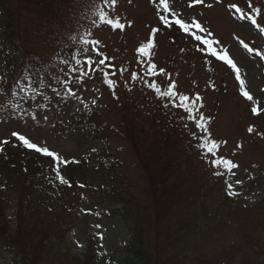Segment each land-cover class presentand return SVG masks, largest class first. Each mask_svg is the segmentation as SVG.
<instances>
[{"label": "rangeland", "instance_id": "1", "mask_svg": "<svg viewBox=\"0 0 264 264\" xmlns=\"http://www.w3.org/2000/svg\"><path fill=\"white\" fill-rule=\"evenodd\" d=\"M4 1L10 8L11 5H17V0ZM80 1L85 5L87 3V0ZM169 6L177 14L202 23L211 34L210 38L218 42L214 47L227 50L240 69L245 89L264 107V55H255V50L264 54V33L249 21L241 20L235 10L239 7L245 15H252L259 9L257 24L264 27V0H203L202 3L196 0H169ZM159 8L158 0H116L111 11L113 16H118L125 24L124 30L113 32L107 27H100L95 31L100 48L111 65L105 70L108 78L115 82L114 89L107 86L100 71L87 72L80 83L77 73L67 71V68L75 66L74 63L64 66L59 62L74 61L80 55L82 45L75 42V36L72 37L74 49L65 40L73 33V26L80 21L82 10L74 16L76 23L73 25H67L64 19L57 17L54 24L39 31V34L37 30L27 27V34L20 41L22 52L19 58L24 59L29 54L27 64L48 67L41 74L44 79V95L36 101L41 106L36 107L29 102L25 105L29 112L24 116L17 113L13 117L4 113V118L0 119V148L4 150L0 151L3 152L0 154V264H24L23 257L27 256L30 258L27 264H135L132 258H127L124 248V243L129 240L126 232L129 231L128 222L119 213L114 214L120 209L114 206L117 199L103 197V194L96 191L101 188L116 194L125 193L119 186L107 183L108 179H102L99 175L100 152L104 143L98 138L106 137L110 154L105 155V160L119 159L115 171L131 180V200L136 201L134 193L140 197V192L146 188V178L136 165L135 156L125 145L126 139L115 137L111 131L121 124H129L132 118L147 129L159 125L153 130L163 133V136L165 131L168 133L167 126H170L173 129L174 148L181 149L179 154L185 146V143H180V137L188 141L192 133L197 131L185 118L182 109H165L155 93L154 96L142 89V81L147 82L148 78L143 76L144 65L140 63L138 48L148 41H153L155 45L152 62L156 64L157 72L163 70L162 73L167 76L165 79L164 75H157V79L151 77L149 82L157 83L165 90L169 83L174 82L181 94H199L203 107L198 114L205 117L211 139L219 144L217 157L230 159L238 165L232 174L216 176L211 159L198 151L197 164H193L197 168V176H200L204 184L208 181L210 188L213 186L211 207L213 210L218 209L222 215L221 223L225 225L226 221L227 224L224 231L229 234L225 240L210 238L207 244L200 243L199 247H208L207 251L213 252H219L225 246H230V249L224 255H219L218 259L213 256L195 261L193 254V259L189 261L194 260L196 264H264V255L258 257L259 252L250 249H247L246 263L241 256L235 257L239 252L235 244H240L246 235L258 242L262 247L261 254H264V210L258 209L259 203L264 205V119H260L264 111L258 119L252 117V108L256 105L246 98V102L240 99L239 91L242 94V90L235 70L223 61L209 58L207 51L202 52L199 44L189 39L182 30L178 34L163 28L159 22ZM153 29L159 31L154 33ZM240 41L254 51L248 53ZM10 51L12 48L9 45L0 43V89L6 91L12 89L25 70V65L12 68L7 63L6 55H11ZM93 68H96L95 64ZM12 70L17 74L14 75ZM133 72L137 73L136 81L132 80ZM54 77H58V80ZM65 80L70 82L69 86L75 96L62 100L53 89L65 94L66 89L62 84ZM80 98L88 104V108L83 106ZM13 99H18L16 94ZM13 99L8 95H0V105L10 103ZM143 110L147 113L155 112L158 116L154 120L147 118L142 116ZM32 114H35V119H32ZM90 127H95L98 135L93 134L87 140L81 139L85 138L84 134L89 137L92 135L89 134ZM249 128L253 131L249 132ZM12 133L24 135L38 145L47 146L64 160L79 161L62 165L61 172L64 174L66 169L83 164L75 174V181L81 184L88 182L89 191L86 188L80 190V185L77 187L73 183L68 193L45 189L42 193L32 191L25 195L24 189L28 185L25 179L30 176L25 167L31 166L32 162L25 157L17 136ZM5 141H9L6 147L3 145ZM89 153L90 160L94 161L91 167L83 159ZM49 161L42 159L39 163L43 170L52 173ZM175 166L170 182L186 183L182 177L183 164ZM187 174L183 175L186 179ZM7 178L12 179L13 184L3 188L1 183ZM229 183L232 184L233 195H228ZM220 191L228 198L226 204ZM131 200L126 198L132 206ZM33 205L38 208L43 206L49 213L30 209ZM147 208V205L143 207ZM97 224L102 227H94ZM98 233L103 234L102 241ZM153 237L145 233V241L149 244L159 239L158 235L156 240ZM162 240H159L160 243ZM16 247L19 250L14 252ZM165 256L175 259V254ZM183 258L191 259L189 255Z\"/></svg>", "mask_w": 264, "mask_h": 264}, {"label": "trees", "instance_id": "2", "mask_svg": "<svg viewBox=\"0 0 264 264\" xmlns=\"http://www.w3.org/2000/svg\"><path fill=\"white\" fill-rule=\"evenodd\" d=\"M16 3L15 7L11 5L10 8L8 3L0 0V43L7 44L12 48L11 55H6V61L11 67L26 65L30 60L29 54L24 59L19 58L22 52L20 41L27 34L28 26L37 30L39 34V31L54 24L57 17L64 19L67 25H73L76 23L74 16H77L80 10H85V4L81 3L80 0H17ZM161 75H164V73ZM164 78L166 79L167 76ZM142 89L148 94H154L153 90L147 88V86ZM142 116L154 120L158 115L155 112L147 113L146 110H143ZM260 119H264V115ZM148 124L150 123H145V125ZM157 127L159 125L150 129L144 128L142 123L132 118L129 124L124 126L121 124V126L111 131V134L115 137L126 139L125 145L135 156L136 165L146 178V188H143L140 192V197L134 193L136 201L131 200L133 195L129 190L133 188L131 180L116 173L115 165H119V159L116 157L111 158L108 162L105 160V155L110 154L106 137L98 138L104 143L103 150L100 152L99 175L103 177L102 179L107 178V183L119 186L125 193L116 194L106 189L100 190L101 188L96 191L103 194V197L109 196L117 199L118 202L114 206H119L120 209H117L114 214L118 215L119 213L128 222L129 231L126 232L129 240L124 243V248L125 253L128 254L127 258H132L135 264H183L184 262L185 264H196L195 261L206 260V257L212 258L215 256L218 259L219 255H224L229 251L230 246H225L219 252L207 251V245H205L207 249L202 246L199 247L200 243L202 245L207 244L210 238L219 237L225 240L229 234L224 231L227 228L226 221L225 225L222 224V217H220L222 215L218 209L213 210L211 207L213 203L210 198L212 197L213 186L210 188L208 181H206V184L201 181L200 176H197V168L193 165L197 164L195 161L198 160L197 153L199 149L195 147L198 140L190 137L188 141H185L184 138L180 137V143H185V146L179 154L178 151L181 149L176 150L173 144V129L167 126L169 128L168 133L165 131L163 136V133L153 130ZM89 129V134L92 135L89 137L84 134L85 138L81 137V139L87 140L93 134L98 135L95 127ZM196 133L199 135L198 130ZM24 155L32 162L31 166L25 167L30 175L29 178L25 179L28 184L24 189L25 195L32 191L42 193L45 189L50 192L62 190L68 193V190H71L69 188H73L74 184L78 187L75 174L83 164L66 169L64 177L71 184V187H69L66 184L61 185L55 179L54 163L51 160L49 162L52 164V173L40 167L41 163L39 162L45 158L36 153H29L25 149ZM90 159V153L84 157L88 167H91L94 163ZM178 163L184 166V172L182 173L183 180L186 182L184 184L172 183L169 180L174 174L175 164ZM185 173H188L187 179L183 176ZM48 175L51 176V180ZM1 184L3 188H9L12 186L13 180L7 178ZM82 185L87 187L89 191L90 185L88 182ZM220 194L226 204L228 198H226L223 191H220ZM126 198L132 201V206L129 205ZM146 205L149 208L143 209ZM260 205L259 203L258 209L264 210V205ZM30 209L43 210L44 213H47L43 206L38 208L33 205ZM145 233L150 234L152 237L158 235L159 239L156 240V237H153L156 240L155 243L149 244L145 241ZM162 238L163 242L160 243L159 240ZM235 248L239 251L235 257L241 256V258H244L245 263L248 257L247 249L258 251V257L264 255L261 254L262 247L248 235L243 236L240 244H235ZM18 250L19 248L16 247L14 252ZM165 254H175V259L168 258ZM193 254H195L196 259L190 262L189 260L193 259ZM184 255H189L191 259H184ZM18 258L20 257L18 256ZM23 261L30 263V258L28 256L23 257ZM200 264L205 263L201 262Z\"/></svg>", "mask_w": 264, "mask_h": 264}, {"label": "snow or ice", "instance_id": "3", "mask_svg": "<svg viewBox=\"0 0 264 264\" xmlns=\"http://www.w3.org/2000/svg\"><path fill=\"white\" fill-rule=\"evenodd\" d=\"M196 2L202 3L203 0H196ZM115 4L116 0H87L85 10L81 14L80 21L73 26V33H70L69 36L66 37L65 43L67 45H73L74 49L72 37L73 35L75 36V42L82 45L80 48V55L77 56L74 61L61 60L59 62L64 66L74 63L75 66L67 68V71L77 73V80L80 83L83 82L81 78L85 76L87 72L100 71L102 72L103 79L106 81L107 86L110 89H114L116 86L115 82L108 78V72L105 69L111 65L107 56L104 55L100 48L99 40L95 36V31L100 27H107L113 32L117 30H124L125 24L121 22L118 16H113L112 14L111 10L114 8ZM158 4L160 5L158 13L160 25L165 29L182 30L183 33L187 34L189 39L193 40L194 43L199 44L202 52L205 50L207 51L209 58H215L217 61H223L224 64L234 69L236 72V79L240 82L243 97L248 101H252L256 105L252 108L253 113L259 115L262 111H264V107L260 105V102L258 100H254L253 95L245 89V80L241 79L240 69L237 67V64L232 58H230L227 50L217 49L214 47V45L218 42L210 38L211 34L202 25V23L195 19H188L186 16L177 14L175 10L170 9L169 0H158ZM235 10L240 14L241 20L249 21L250 24L259 29L261 33H264V27L257 24L256 16L259 14V9H256L255 13L252 15H245L239 7H236ZM89 16H91V19H89ZM157 31H159V29H153L154 33ZM240 45H242L248 53H252L254 51L243 41H240ZM154 46L153 41H148L138 48L140 63L144 65L143 76L146 78L157 76L163 72V70H160V73H158L156 64L152 62V50ZM255 55L262 56L264 54L255 50ZM94 64L96 65V68H93ZM47 67L48 66L40 65L33 66L31 63L25 65L24 74L13 85L18 99L11 101L10 103H6L5 105H0V119L4 118V113H8L13 117H16L17 113H19V116L21 117L24 116L29 112V109L25 107V105L29 102L33 103L36 107L41 106L40 104H36V101L39 96L44 95V79L41 74ZM122 71L123 69H121V72ZM34 73L36 75H33ZM113 75H115V72H113ZM54 79L58 80V77H54ZM137 79V73L133 72L132 80L136 81ZM142 83H146V81H142ZM62 84L66 89L65 94L62 95L57 89H53L58 96H61L62 100H66L68 96H75V93L72 92V89L69 86L70 82L68 80L63 81ZM147 87L152 89L157 97L160 98L162 106L165 109L169 107L179 108L186 114L185 118L191 122V124H193L199 132V135H197L196 132L192 133L193 139L199 141L195 147L200 150L204 157L211 159V164L216 169L214 174L216 176L232 174L233 169H236L238 165L230 159L217 157L216 154L219 149V144L217 141L211 139L205 122V117L198 114L199 110L203 107L201 103L202 97L199 94H196L195 96L181 94L177 90L174 82L169 83L166 90L157 83H147ZM0 95L7 96L8 93L6 90L0 89ZM45 99H47V97H45ZM80 99L83 106L88 108V104L84 103L82 98ZM92 103L94 105L95 100H93ZM35 118V114H32V119ZM45 119H47V117H45ZM187 127L188 125L186 124L185 128ZM252 131L253 129L249 128V132ZM12 135L17 136L18 140L21 141L23 146L30 152L34 151L44 157L52 158L54 161L53 171L55 173V179H57L61 185L66 184L71 187V184L61 173V166H67L70 162L78 163L79 161L74 159L72 161L64 160L56 151L49 150L47 146L38 145L26 138L24 135H18L17 133H12ZM4 143H7V141ZM0 151H3V149L0 148ZM93 151H95V149H93ZM213 157L215 158L212 159ZM237 183H241V181H237ZM80 187H84V185H80ZM227 188L228 195H233L231 183L227 185ZM85 211L88 212L90 210ZM96 215H99V213H96ZM94 227L101 228L102 226L97 224ZM98 235L102 241L103 234L98 233ZM100 247L102 248L103 245L101 244Z\"/></svg>", "mask_w": 264, "mask_h": 264}, {"label": "bare ground", "instance_id": "4", "mask_svg": "<svg viewBox=\"0 0 264 264\" xmlns=\"http://www.w3.org/2000/svg\"><path fill=\"white\" fill-rule=\"evenodd\" d=\"M215 24V23H214ZM216 25V24H215Z\"/></svg>", "mask_w": 264, "mask_h": 264}]
</instances>
